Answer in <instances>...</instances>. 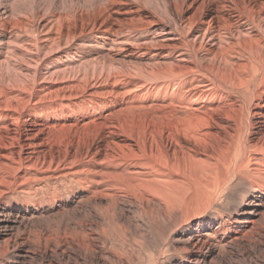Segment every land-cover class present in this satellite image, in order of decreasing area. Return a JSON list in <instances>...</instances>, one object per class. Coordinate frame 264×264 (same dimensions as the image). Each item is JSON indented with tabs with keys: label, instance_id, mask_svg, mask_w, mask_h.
<instances>
[{
	"label": "bare ground",
	"instance_id": "obj_1",
	"mask_svg": "<svg viewBox=\"0 0 264 264\" xmlns=\"http://www.w3.org/2000/svg\"><path fill=\"white\" fill-rule=\"evenodd\" d=\"M0 264H264V0H0Z\"/></svg>",
	"mask_w": 264,
	"mask_h": 264
},
{
	"label": "rangeland",
	"instance_id": "obj_2",
	"mask_svg": "<svg viewBox=\"0 0 264 264\" xmlns=\"http://www.w3.org/2000/svg\"><path fill=\"white\" fill-rule=\"evenodd\" d=\"M59 183L57 184H51V185H43V184H38L36 187H35V189H36V191L38 192V194H39V198H42V197H45L48 193H50L54 188H55V186H59V184L61 185H63L64 184V182H65V179L64 180H62V181H58ZM61 201H63L62 199H61ZM230 207H232V204H230L229 205Z\"/></svg>",
	"mask_w": 264,
	"mask_h": 264
}]
</instances>
